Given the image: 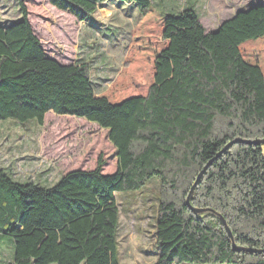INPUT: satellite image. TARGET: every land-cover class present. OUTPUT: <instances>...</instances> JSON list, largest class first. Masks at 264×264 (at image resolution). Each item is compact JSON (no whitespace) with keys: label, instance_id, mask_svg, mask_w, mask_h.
<instances>
[{"label":"trees","instance_id":"1","mask_svg":"<svg viewBox=\"0 0 264 264\" xmlns=\"http://www.w3.org/2000/svg\"><path fill=\"white\" fill-rule=\"evenodd\" d=\"M16 1L19 17L0 18V121L42 125L52 112L94 123L107 131L115 169L104 172L98 157L52 186L0 169V246L13 244L5 264H119L115 193L151 178L160 183L155 264H264V252L233 250L218 217L185 204L198 172L225 144L264 139V4L208 32L193 6L163 13L152 0H48L79 22L109 2L139 12L133 60L96 93L87 64L48 56L25 0ZM129 86L146 90L121 96ZM190 204L219 212L237 246L264 250V145L237 142L224 151Z\"/></svg>","mask_w":264,"mask_h":264},{"label":"rangeland","instance_id":"2","mask_svg":"<svg viewBox=\"0 0 264 264\" xmlns=\"http://www.w3.org/2000/svg\"><path fill=\"white\" fill-rule=\"evenodd\" d=\"M152 2L163 13H178L185 7L193 6L208 32L216 30L236 12L257 2L264 4V0ZM25 5L31 27L46 54L64 64L85 62L96 93L110 87L133 60L129 51L134 46L140 20L134 5L109 2L98 8L86 22H79L69 14L56 10L48 0H25ZM18 17L16 0H0L3 23ZM145 90L144 86H129L121 89L120 93L124 97ZM223 125V121L219 122V128ZM98 157L104 161V172L114 171V148L107 139V131L94 123L52 112L45 115L42 125L34 121L24 124L15 120L0 121V169L12 174L16 181L52 186L69 170L93 168ZM159 189L158 179L151 178L139 190L115 193L119 209V264H155L158 257L155 232ZM12 260L13 244L4 242L0 246V264Z\"/></svg>","mask_w":264,"mask_h":264},{"label":"water","instance_id":"3","mask_svg":"<svg viewBox=\"0 0 264 264\" xmlns=\"http://www.w3.org/2000/svg\"><path fill=\"white\" fill-rule=\"evenodd\" d=\"M239 12V11H238ZM237 142H243V143H246V144H253V145H264V139H259V140H254V141H251V140H242V139H239V138H235L231 141H229L227 144L224 145V147L216 154V156L212 159H210L203 167L202 169L198 172L197 176L195 177L194 179V182L192 183L189 191H188V194L185 198V204L186 206L191 210V212L195 213V214H201V213H205V212H208V213H211L213 215H215L216 217H218L223 226H224V229L227 233V236L229 238V240L231 241V245H232V248L234 251H239V250H243V251H249V252H264V250H261V249H248V248H244V247H241V246H237L235 245V242H234V239H233V235H232V232L230 231L224 217L217 211H215L214 209L212 208H201V207H194L190 204V196L195 188V186L197 185L199 179L201 178V176L203 175V173L208 169V167L212 164V162L217 158L219 157L224 151H226L228 148H230L232 145H234L235 143Z\"/></svg>","mask_w":264,"mask_h":264}]
</instances>
